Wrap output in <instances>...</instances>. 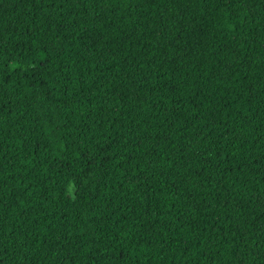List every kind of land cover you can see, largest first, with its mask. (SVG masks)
Masks as SVG:
<instances>
[{
	"label": "trees",
	"instance_id": "trees-1",
	"mask_svg": "<svg viewBox=\"0 0 264 264\" xmlns=\"http://www.w3.org/2000/svg\"><path fill=\"white\" fill-rule=\"evenodd\" d=\"M0 264H264V0H0Z\"/></svg>",
	"mask_w": 264,
	"mask_h": 264
}]
</instances>
